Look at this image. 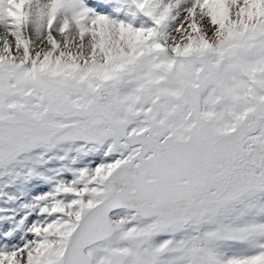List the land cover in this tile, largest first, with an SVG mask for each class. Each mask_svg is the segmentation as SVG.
<instances>
[{"label": "snow or ice", "instance_id": "6c2138e0", "mask_svg": "<svg viewBox=\"0 0 264 264\" xmlns=\"http://www.w3.org/2000/svg\"><path fill=\"white\" fill-rule=\"evenodd\" d=\"M0 264H264V0H0Z\"/></svg>", "mask_w": 264, "mask_h": 264}]
</instances>
